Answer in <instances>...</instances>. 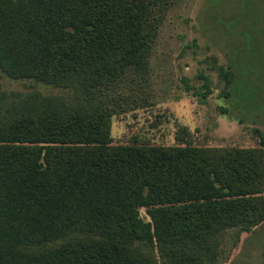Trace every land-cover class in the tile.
I'll return each instance as SVG.
<instances>
[{
  "label": "trees",
  "instance_id": "obj_1",
  "mask_svg": "<svg viewBox=\"0 0 264 264\" xmlns=\"http://www.w3.org/2000/svg\"><path fill=\"white\" fill-rule=\"evenodd\" d=\"M162 3L0 0V79L31 82L0 83V264H218L228 231L235 247L264 222L259 132L254 148L112 142L145 100Z\"/></svg>",
  "mask_w": 264,
  "mask_h": 264
},
{
  "label": "rangeland",
  "instance_id": "obj_2",
  "mask_svg": "<svg viewBox=\"0 0 264 264\" xmlns=\"http://www.w3.org/2000/svg\"><path fill=\"white\" fill-rule=\"evenodd\" d=\"M156 14L145 100L112 117V142L257 147L258 132L264 139V0H163ZM0 83L20 92L31 84ZM230 234L218 264H264V222L241 233L235 247Z\"/></svg>",
  "mask_w": 264,
  "mask_h": 264
}]
</instances>
